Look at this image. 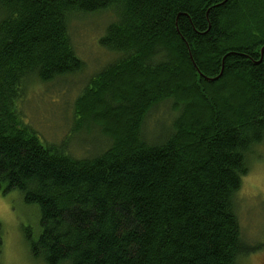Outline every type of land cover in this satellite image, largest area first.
I'll return each instance as SVG.
<instances>
[{
  "label": "trees",
  "instance_id": "obj_1",
  "mask_svg": "<svg viewBox=\"0 0 264 264\" xmlns=\"http://www.w3.org/2000/svg\"><path fill=\"white\" fill-rule=\"evenodd\" d=\"M103 11L114 17L99 44L118 59L89 80L75 119L109 140L76 158L67 140L43 142L17 104L28 82L83 69L69 19ZM262 47L264 0H0V192L38 209L32 257L239 264L259 250L243 240L235 197L264 144ZM161 105L170 122L147 140ZM2 243L0 225V254Z\"/></svg>",
  "mask_w": 264,
  "mask_h": 264
},
{
  "label": "rangeland",
  "instance_id": "obj_2",
  "mask_svg": "<svg viewBox=\"0 0 264 264\" xmlns=\"http://www.w3.org/2000/svg\"><path fill=\"white\" fill-rule=\"evenodd\" d=\"M113 17L111 12L103 11L69 19L71 42L83 69L51 82H28L17 104L22 122L43 142L67 140L68 152L76 158L98 153L109 140L95 124L84 123L80 130L76 129L75 103L89 80L118 59L117 54L99 44ZM168 114L167 106L161 105L148 115L143 125L147 140L161 137L170 122ZM249 161L248 172L235 197L236 214L243 240L262 247L239 264H264V144L253 149ZM0 225L3 231L0 264H43L32 257L28 239L29 236L35 240L40 233L38 209L26 205L17 190L0 192Z\"/></svg>",
  "mask_w": 264,
  "mask_h": 264
},
{
  "label": "water",
  "instance_id": "obj_3",
  "mask_svg": "<svg viewBox=\"0 0 264 264\" xmlns=\"http://www.w3.org/2000/svg\"><path fill=\"white\" fill-rule=\"evenodd\" d=\"M264 53V47H262L261 48V55ZM214 79H216V78H214ZM207 80H210L209 78H207ZM211 80H213V79H211Z\"/></svg>",
  "mask_w": 264,
  "mask_h": 264
}]
</instances>
